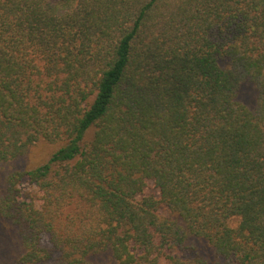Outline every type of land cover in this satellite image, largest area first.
Wrapping results in <instances>:
<instances>
[{
    "label": "trees",
    "instance_id": "1",
    "mask_svg": "<svg viewBox=\"0 0 264 264\" xmlns=\"http://www.w3.org/2000/svg\"><path fill=\"white\" fill-rule=\"evenodd\" d=\"M0 221V264H264V0H0Z\"/></svg>",
    "mask_w": 264,
    "mask_h": 264
},
{
    "label": "rangeland",
    "instance_id": "2",
    "mask_svg": "<svg viewBox=\"0 0 264 264\" xmlns=\"http://www.w3.org/2000/svg\"><path fill=\"white\" fill-rule=\"evenodd\" d=\"M254 95H255V91L250 83H244L241 86L240 99L243 100L245 103L251 105L254 102ZM44 153H46L44 147H37L33 150L32 155H34V157H38L40 155H43ZM145 192L147 193L155 192V189L151 182H149V184L147 185ZM235 221L236 220L233 219L231 220V223L234 224ZM14 243H15L14 231L8 228L7 226H5V224L2 221H0V261L2 260V262H6L4 261L5 258L6 259L9 258L8 261H10V257L13 255ZM200 249L203 253L207 255L211 254L208 247L204 244H200ZM2 264H6V263H2Z\"/></svg>",
    "mask_w": 264,
    "mask_h": 264
}]
</instances>
